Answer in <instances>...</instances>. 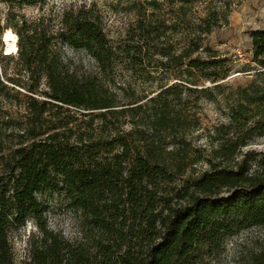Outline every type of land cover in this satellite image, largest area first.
I'll use <instances>...</instances> for the list:
<instances>
[{"label":"trees","instance_id":"16d2710c","mask_svg":"<svg viewBox=\"0 0 264 264\" xmlns=\"http://www.w3.org/2000/svg\"><path fill=\"white\" fill-rule=\"evenodd\" d=\"M195 1L183 0L172 45L146 13L114 44L95 4L13 25L31 95L0 131V264H15L9 233L30 219L42 237L26 264H205L235 232L264 226V157L251 148L264 137V29L248 31L252 79L224 86L234 66L204 38L228 23V7L191 21ZM66 48L93 65L72 67ZM161 69L178 81L150 91L131 81ZM203 101L225 104L226 122L205 129ZM62 192L77 240L44 220L40 197ZM249 264H264V248Z\"/></svg>","mask_w":264,"mask_h":264},{"label":"rangeland","instance_id":"374dc122","mask_svg":"<svg viewBox=\"0 0 264 264\" xmlns=\"http://www.w3.org/2000/svg\"><path fill=\"white\" fill-rule=\"evenodd\" d=\"M152 2H155L154 8L149 4ZM85 3L95 4L104 14L108 35L116 45L130 36L138 19L144 13L153 19H158L159 25L161 21H164L166 27H161V31L165 33L162 42L172 45L178 36L169 27L175 19H178L180 8L185 5L183 0H46L42 9L40 5H17L0 1V82L7 87L5 92L0 93V131L11 133L12 127L2 124L3 117L15 120L21 114H25L28 96L31 95L29 92L31 81L19 61L18 53L6 54L5 52L6 32L8 30L15 32L13 25H16L21 17L34 22L41 16L50 18L64 8ZM224 7H228L226 10L228 23L223 24L221 28H216L210 36L204 38V43L219 51L223 58L229 59L234 66V71L223 84L224 86L246 84L256 72L251 70L257 67L252 62V45L248 31L264 29V0H198L191 6H186V13L189 20L198 21L205 17L208 11ZM66 52L72 67L90 68L93 65L90 57L84 52L70 48H66ZM131 81L134 86L150 91L160 83L177 82L178 73L161 69L153 79L134 75ZM45 91L47 86L44 82L41 93L38 95L40 100H45L42 94ZM201 107L199 117L205 129H211L226 122L225 104L203 101ZM6 112H9V116ZM194 135L196 136L197 132ZM205 144L204 139L194 142V145L198 146ZM251 148L263 153L260 157H264V137L257 138ZM40 199L43 204L44 220L48 227L62 233L67 239H79V220L69 207L65 193L45 195ZM41 237L42 234L32 219L24 226L10 231L9 240L15 264H26L29 261L32 247ZM263 248L264 226L240 230L226 239L220 253L207 257L205 264H249L252 257Z\"/></svg>","mask_w":264,"mask_h":264},{"label":"bare ground","instance_id":"6f19581e","mask_svg":"<svg viewBox=\"0 0 264 264\" xmlns=\"http://www.w3.org/2000/svg\"><path fill=\"white\" fill-rule=\"evenodd\" d=\"M4 41L6 44V54H16L18 53V42H19V37L18 35L11 31L8 30L4 36Z\"/></svg>","mask_w":264,"mask_h":264}]
</instances>
